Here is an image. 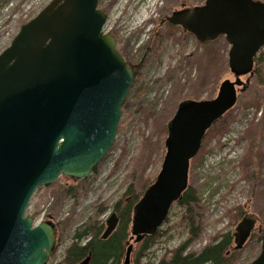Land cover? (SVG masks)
Segmentation results:
<instances>
[{"label":"water","instance_id":"obj_1","mask_svg":"<svg viewBox=\"0 0 264 264\" xmlns=\"http://www.w3.org/2000/svg\"><path fill=\"white\" fill-rule=\"evenodd\" d=\"M97 7L98 0H51L0 53V264L47 263L57 230L50 220L34 223L25 215L32 194L60 176L88 177L114 142L134 78L116 39L103 32L107 14ZM166 20L201 44L224 36L234 79L222 80L212 99L178 103L166 125L161 168L133 207L123 264L130 263L133 244L154 234L181 197L190 160L207 130L247 89L264 46L261 0H205ZM253 222L244 217L236 226L237 248ZM117 224L112 211L101 238ZM249 264H264V232Z\"/></svg>","mask_w":264,"mask_h":264},{"label":"rangeland","instance_id":"obj_2","mask_svg":"<svg viewBox=\"0 0 264 264\" xmlns=\"http://www.w3.org/2000/svg\"><path fill=\"white\" fill-rule=\"evenodd\" d=\"M50 1L0 0V53L21 25ZM204 2L98 0V8L107 14L103 32L116 39V48L124 56L143 66L122 104L114 142L96 172L79 180L60 176L32 194L25 215L32 216L34 223L50 220L57 230L56 245L46 264H62L75 229L94 218L104 223L129 184L143 191L155 180L165 154L166 125L180 101L212 99L222 80L234 79L224 36L202 45L193 34L175 31L156 40L157 34L170 30L160 23L163 16L180 5L194 7ZM172 37H178L182 45ZM259 52L264 53V46ZM263 79L264 73L258 80L254 74L250 77L238 102L205 133L188 169L187 187L197 196L194 209L202 216L197 222L200 235L187 250H199L216 235L230 233L233 238L239 222L230 218L235 207L242 206L243 216L254 218L234 264H249L258 255L264 232ZM68 186L75 192L67 191ZM100 209L102 213H98ZM184 211L175 201L158 228L155 243L141 258L134 248L129 264L156 263L178 247L189 233L186 223H180ZM236 243L232 240L231 246ZM123 261L124 257L121 264Z\"/></svg>","mask_w":264,"mask_h":264},{"label":"trees","instance_id":"obj_3","mask_svg":"<svg viewBox=\"0 0 264 264\" xmlns=\"http://www.w3.org/2000/svg\"><path fill=\"white\" fill-rule=\"evenodd\" d=\"M168 26L170 30H166L163 34H157L156 40L159 36H170L173 35L175 31H178V27L172 25ZM172 38L182 45L178 37ZM124 57L132 69L134 82L140 76L143 63H141V61L135 63L130 61L126 56ZM263 63L264 53L259 52L254 58L253 71L257 80L264 73ZM262 81L264 82V79ZM225 116L226 115L221 119ZM136 165L138 166V162ZM92 172H96V167L93 168ZM246 172L247 176L251 175L250 171L246 170ZM151 183L152 182L146 184L143 191L139 190L134 183L127 186L126 190L119 196L113 205V211L118 217V224L115 230L106 239L101 238L104 223L98 221L96 218L77 227L73 233L72 243L65 250L62 264H79L87 256L90 257L88 264H121L130 236L129 230L133 207ZM70 188L72 190H69ZM187 188L188 187L184 189L181 197L176 202L185 207L180 223L184 221L189 227L188 236L178 247L173 249L169 255H164L158 262H152L150 264H234L240 248H237V244L231 246L232 240L234 241V236L232 238L230 233L212 237L210 242L199 250H187L193 241L200 235L197 222L199 223L198 217L202 216L200 213L195 212L198 204L197 196ZM66 189L72 193L75 192L72 186H68ZM98 213H102V209H100ZM243 215L242 206L235 207L230 215L231 221H241L244 217ZM158 230L159 229L152 235L144 236L138 243H134L131 254L134 252V248H136V257H143L146 251L158 238Z\"/></svg>","mask_w":264,"mask_h":264},{"label":"flooded vegetation","instance_id":"obj_4","mask_svg":"<svg viewBox=\"0 0 264 264\" xmlns=\"http://www.w3.org/2000/svg\"><path fill=\"white\" fill-rule=\"evenodd\" d=\"M182 7H183V5H180V7H179L178 9H175V10H179V9H181ZM175 10H173V11H175ZM173 11H172V12H173ZM172 12H171V13H172ZM166 16H167V15H165V16L162 17V19H161V21H160L161 24H164V25H166V26H168V25H172V26H174V27H178V31L181 32V33H182V32L184 33V31L182 30V28H181L179 25H175V24H173V23L167 21V20H166ZM249 229H250V225H249ZM249 233H250V230H249ZM239 235H240V234H238V236H239ZM234 238H235V236H234Z\"/></svg>","mask_w":264,"mask_h":264}]
</instances>
